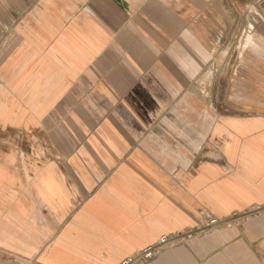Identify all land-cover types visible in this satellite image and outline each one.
<instances>
[{"label": "crops", "instance_id": "0c3cea01", "mask_svg": "<svg viewBox=\"0 0 264 264\" xmlns=\"http://www.w3.org/2000/svg\"><path fill=\"white\" fill-rule=\"evenodd\" d=\"M262 1L0 0V264H264Z\"/></svg>", "mask_w": 264, "mask_h": 264}, {"label": "built area", "instance_id": "2783aa9c", "mask_svg": "<svg viewBox=\"0 0 264 264\" xmlns=\"http://www.w3.org/2000/svg\"><path fill=\"white\" fill-rule=\"evenodd\" d=\"M263 212H264V206H256V207L249 209L247 212L244 213V215L255 216ZM218 223H219L218 218L210 217L208 222L205 224V226L197 227L194 229H189L185 232L179 233L175 237H171L167 235L162 236L158 240V242L136 252L133 255L127 256L120 264H140L143 262H148L154 259L157 256V254L160 252V250L163 248V246L169 243L172 240V238L191 237L195 233L205 230L206 228L211 227Z\"/></svg>", "mask_w": 264, "mask_h": 264}, {"label": "rangeland", "instance_id": "374dc122", "mask_svg": "<svg viewBox=\"0 0 264 264\" xmlns=\"http://www.w3.org/2000/svg\"><path fill=\"white\" fill-rule=\"evenodd\" d=\"M258 7L264 9V1L259 3ZM258 19L261 20V21H259ZM257 20H253L251 22V28H255V25H258L259 27H261V29L264 30V20H262L260 18H257ZM252 38H253V34H252V31L250 30L249 32H247V40H246V43H245L246 47L249 46V43L251 42ZM233 59H234V54H233L231 60L233 61ZM198 233H195L193 236L187 237V238H206V235H207L206 231H204L203 233H199V234Z\"/></svg>", "mask_w": 264, "mask_h": 264}]
</instances>
